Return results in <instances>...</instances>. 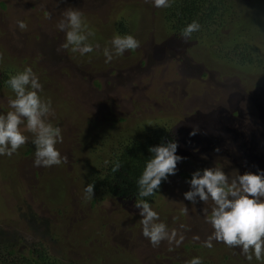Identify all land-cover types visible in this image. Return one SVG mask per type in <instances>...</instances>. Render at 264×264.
I'll use <instances>...</instances> for the list:
<instances>
[{"label": "rangeland", "instance_id": "obj_1", "mask_svg": "<svg viewBox=\"0 0 264 264\" xmlns=\"http://www.w3.org/2000/svg\"><path fill=\"white\" fill-rule=\"evenodd\" d=\"M228 1L235 8L216 41L239 34L264 44V0ZM69 7L81 11L95 33L88 41L92 53L62 47L66 32L57 25ZM164 9L153 0H0V71L32 68L43 86L41 98L52 102L48 120L62 130L63 143L56 147L67 157L58 166L36 167L35 148L29 156L23 146L11 157L0 156L1 242L17 241L20 249L37 242L76 264H178L185 243L190 249L200 244L211 256L242 253L216 241L204 246L213 232L206 222L213 203L197 197L193 204L184 193L197 170L218 167L230 178L264 172V73L225 66L210 47L174 36L164 24ZM122 16L125 30L117 25ZM17 21L27 28L19 29ZM129 34L140 47L106 63L104 48H112L116 35ZM14 98L13 91L0 90L6 108L0 114L11 110ZM161 127L178 133L176 155L182 160L149 204L158 222L183 234L179 247L167 241L153 247L142 235L136 207L101 189H94L92 199L84 192L120 140ZM91 131L104 139L103 148ZM25 134L34 145L32 134Z\"/></svg>", "mask_w": 264, "mask_h": 264}, {"label": "clouds", "instance_id": "obj_2", "mask_svg": "<svg viewBox=\"0 0 264 264\" xmlns=\"http://www.w3.org/2000/svg\"><path fill=\"white\" fill-rule=\"evenodd\" d=\"M157 8L171 6L170 0H153ZM82 12L69 7L57 27L66 32V43L63 48L71 46L73 52L81 55L92 53L94 47L89 43V37L95 33L88 28L82 19ZM51 18V14H49ZM18 27L25 30L24 21H17ZM201 25L193 21L181 32L185 43L191 40L192 34L199 31ZM112 48H104L105 62H111L114 57L122 56L126 50H136L140 42L132 35H116L112 41ZM95 47H99L96 45ZM3 57L0 55V60ZM7 84L15 94L9 100L11 110L7 114H0V156L11 157L23 145L28 143L32 134V143L35 146L34 166L52 167L67 163V157L61 156L56 145L63 143L62 130L53 126L48 117L54 114L51 100H43L40 92L43 86L31 67L11 76ZM25 125V131L21 130ZM193 130L190 135H195ZM178 144L168 142L150 147L149 152L154 155L147 160L142 175L138 178V195L147 198L154 195L162 181L170 175H175L177 164L182 157L176 155ZM218 151V150H217ZM121 165L117 162L112 171H119ZM191 190L184 193V199L195 204L197 197L205 204L211 200L213 207L206 218L213 229L210 236L204 241V246L212 248L213 241L223 243L231 248H240L246 258L251 261L264 259V172L259 174L245 173L229 177L221 168H206L197 170L189 181ZM85 198L92 199L94 183H89L85 189ZM142 217V235L147 238L153 247H158L162 241L175 244L177 247L184 240L183 234L177 229L169 231L168 226L159 221V214L144 199L135 203ZM187 211V208H185ZM183 227V226H181ZM179 236V238H177ZM199 239V237H195ZM186 264H203L199 257H194Z\"/></svg>", "mask_w": 264, "mask_h": 264}, {"label": "trees", "instance_id": "obj_3", "mask_svg": "<svg viewBox=\"0 0 264 264\" xmlns=\"http://www.w3.org/2000/svg\"><path fill=\"white\" fill-rule=\"evenodd\" d=\"M234 8L235 5L228 0H172L171 6L164 9V24L174 36L181 37L182 30L191 22L196 21L201 25V28L193 33L191 38L216 52L215 55L210 54L211 57L212 55L216 56L225 66L243 71L264 73V44L263 41L261 42L262 39L248 41L243 39V35L238 34L231 41L226 39L225 43L219 39L216 41V35L220 34L218 33L219 29L227 22L225 16ZM124 19L125 17L122 16L121 20L118 21L117 25H119L120 30L126 29L127 23ZM229 22L235 24V19H231ZM217 44L219 48L215 47ZM15 74L17 73L14 71H0V90L12 91L7 81ZM0 108L6 112L4 106H0ZM89 124L92 126L94 123L89 121ZM94 125L93 127L96 126ZM95 129L97 128L95 127ZM91 132L95 133V131ZM96 136L100 138V147L103 148L104 139L101 135L96 134ZM170 141L179 144L178 133H174L169 127L152 128L142 137H124L116 146L112 147L111 157L107 165L91 176L94 189L97 191L101 189L106 195L112 196L125 206L132 208L141 199L148 203L151 202L160 188L154 195L141 198L138 195L137 181L146 167L147 160L154 155L149 152V148ZM23 147V155L28 156L35 148L34 145L28 143ZM117 162L121 167L119 171L113 172L112 169ZM185 177L188 178L189 176ZM60 193L62 194L63 191ZM18 239L20 240V237ZM16 243L17 241H11L7 245L6 242L0 241V264H76L71 260L53 256L47 248L39 246L37 242L28 245L26 249H20ZM183 248L184 251L178 254L179 258L176 261L178 264H186L194 257L201 258L203 264H264V259L258 261L254 256L249 261L238 250L235 252L230 250L223 255L214 252L211 256V252L205 251L206 248L204 250L200 244H194L193 249H190L189 243H185ZM208 254L209 256H206Z\"/></svg>", "mask_w": 264, "mask_h": 264}]
</instances>
